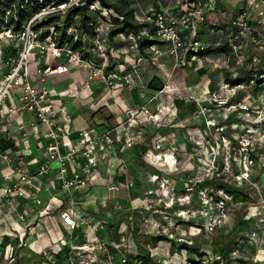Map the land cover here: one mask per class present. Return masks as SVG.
Instances as JSON below:
<instances>
[{
	"label": "rangeland",
	"instance_id": "374dc122",
	"mask_svg": "<svg viewBox=\"0 0 264 264\" xmlns=\"http://www.w3.org/2000/svg\"><path fill=\"white\" fill-rule=\"evenodd\" d=\"M58 16L61 26L65 15ZM111 19L110 13L101 12L91 35L79 30L74 18L66 35L87 55L82 61L69 62L64 55L58 60L78 67L85 75L80 85L97 81L110 93L94 101L74 86L64 102L79 97L75 105L81 112H101L106 103L122 97L116 104L119 115L106 129L91 124L76 131L95 138L94 162L79 156L87 172L80 178L84 182L71 186V200L62 194L63 202L54 212L74 208L78 225L55 240L50 220V231H37L35 222L21 229V212L12 207L0 211V244L9 242L0 247V264H43L45 251L61 236L67 239L70 255L58 262L56 255L48 254L56 264H148L143 260L147 253L151 264H264V105L253 90L256 79L264 84V75L258 74L264 69L262 25L259 33L237 41L235 50L228 44L230 19L222 34L208 24L200 27L194 37L203 45L198 61L189 62L185 48L175 54L162 42L155 43V50L139 49L142 59L137 61L128 36L107 40ZM148 23L142 36L156 39L154 25ZM86 63L102 68L105 79H90ZM227 78L245 81L235 85ZM153 79H158L156 88L149 87ZM65 80L53 76L49 81L58 86ZM212 97L226 98L227 103L211 104ZM242 100L250 105L248 113L235 108ZM214 172L226 182L216 191L201 185ZM173 179L181 187H174ZM232 190L247 197L234 199ZM242 219L248 224L236 228L233 241L228 232ZM220 239L228 257L217 250ZM10 251L16 256L12 262Z\"/></svg>",
	"mask_w": 264,
	"mask_h": 264
},
{
	"label": "built area",
	"instance_id": "2783aa9c",
	"mask_svg": "<svg viewBox=\"0 0 264 264\" xmlns=\"http://www.w3.org/2000/svg\"><path fill=\"white\" fill-rule=\"evenodd\" d=\"M247 1L255 9V15L258 19L256 23L250 20L247 14V6L245 4L241 5L236 14L230 19L229 24L231 30L228 44L232 46L233 50L236 49L237 41L242 39V37L247 34L253 36L254 32L259 33L257 28L263 23L264 7L262 3L264 0ZM181 2V0L176 1V12L151 9L142 18H138V16L136 18L139 21L152 23L154 25V37L163 43H167L171 48V52L177 54L178 49L185 48L186 55H189L188 61H198L201 55L199 51L203 49V45L195 40L194 37L200 28V24L203 23L205 12H213V10L217 9L218 0H193L191 2L192 7L186 11L179 6ZM83 3H85L84 0H50L49 3L41 6L38 11L26 20L18 32H13L10 28H5L0 32V132L5 130V124L10 123L11 117L15 113L26 111L31 116L20 117L16 124L15 131L18 134V141L21 143L29 140L31 138L29 130H36L38 126H41L43 129L42 136L46 142L42 152L43 159L34 172L29 169V162L25 160L23 147L13 152L8 148H3L0 142V163L8 168V174L5 176L4 182L0 184V205L15 198L23 197L32 200L40 189L41 177L48 175L54 166L60 181V191L66 193L69 201L75 192L71 186H74L76 182L84 181L77 177L70 178L67 173V166L80 164L81 157L79 156L81 155L85 156L90 164L94 162L93 154L95 148L91 147L95 138L92 140L90 136H86V133L79 131L78 136H76V144L66 140L70 130L66 124L58 121L53 114L55 103L52 98L59 96V92L54 88L34 83L33 80L35 75L47 77L53 73L66 71L67 65L56 60V58L61 59L62 55L69 62L82 61L83 58L77 49L72 47L64 48L57 45L55 41L56 31L53 27L50 28L49 33L44 38H40L34 24L53 14H65L68 8L82 5ZM89 8L94 11L100 10L102 13L104 11L108 12L113 17L117 16L121 19V16L116 14L113 9L102 7L97 1L90 4ZM9 12L7 11V14ZM144 33L145 31L143 30L139 34L128 35V38L132 41L130 48L138 56L137 61L142 59L139 54L138 39ZM7 46H12V52L6 51ZM149 46L152 50L156 49L155 43H151ZM35 53L41 57L45 54H50L55 61L33 66L34 60L31 55ZM86 64L90 70V79L99 76L105 79L102 68ZM13 92L19 93V104L10 102L3 108L6 100H12ZM216 101L221 104L227 103L226 98L214 97L209 100V103L212 104V102ZM259 101L264 105L262 96L259 97ZM234 105L236 110L240 112L248 113L250 110V105L244 100L237 101ZM69 188H71V191ZM219 202L218 207L223 212V201L220 199ZM19 216L23 218L22 214H19ZM59 216L60 222L67 230L71 231L78 225L74 208L60 210ZM66 241L67 239L61 236L56 241V244L51 245L45 251L44 259L46 260H42V263L56 264L55 258H50L48 254L53 257L66 245ZM8 256L9 262L15 259L12 251L9 252Z\"/></svg>",
	"mask_w": 264,
	"mask_h": 264
},
{
	"label": "crops",
	"instance_id": "0c3cea01",
	"mask_svg": "<svg viewBox=\"0 0 264 264\" xmlns=\"http://www.w3.org/2000/svg\"><path fill=\"white\" fill-rule=\"evenodd\" d=\"M134 5L136 7V16L138 18H142V16L147 13L151 9L155 10H172L176 12L177 6H175V3L177 0H133ZM184 1V0H182ZM245 4L247 6V14L250 20L253 22L257 21V16L255 15V9L251 7L249 2L247 0H218V7L215 11L210 12L206 11L204 14V20L203 23L200 24V27L202 28L206 24L209 25V28L217 29L216 33L221 32L223 33V28H227L226 23L230 19L232 15L235 14L241 7V5ZM263 7H264V1H263ZM180 6V5H179ZM182 7V6H180ZM182 10L186 11L187 9ZM231 14V15H230ZM262 28L264 30V14L262 15ZM219 27V28H218ZM223 30V31H222ZM220 34V35H221ZM218 35V34H217ZM163 43V42H162ZM31 58L34 60L33 66L35 65H41L45 64L51 61L52 55L48 54L47 57H39L36 53L31 55ZM47 58V59H46ZM56 60H61L57 59ZM62 62V61H59ZM53 76H55V80H58L60 78H65L66 80L63 81L61 85H52V83L49 81ZM85 75L81 74L79 72L78 67L73 65H68L67 70L60 73H54L51 76L42 77L40 75H35L33 78L34 83H38L39 85H43L48 88H54L56 91L59 92V96L53 97L52 100L54 101L55 110L53 112L56 119L63 124H66L70 130V133L67 136V140L69 141H75L76 139V131L86 128V126L94 124L97 126V129L102 130L106 129L109 126V121L113 122L119 115V108L116 106L117 102H120V96L116 97L115 103H106V110H102L101 112H93L94 110H87V111H80L78 107H76L75 104L76 101H78L79 97H75V95H72V98H69V101L66 100V93L68 90L74 91V86L77 85L78 91L84 92L87 95L89 94V98L94 99V101H97L102 98V96L107 99V96H109V92H106L101 89L100 84L97 81H86L85 85H80L79 82H82L84 80ZM158 79H154V83L157 84ZM80 87V89H79ZM89 93H88V90ZM58 97V98H57ZM12 100H6V102L3 104V108L8 105L10 102H13L14 104H19V93L13 92L12 94ZM251 101V99L249 98ZM248 100V101H249ZM89 101V100H88ZM104 102H107V100H104ZM116 107H113V105ZM94 109V108H93ZM102 114H106V118H103ZM30 117L31 114L26 111H22L20 113H15L11 117L10 123L5 124V130L0 132V142L1 145H3V148H8L11 151L15 152L18 151L21 147L24 148V157L25 160L29 162V169L33 172L37 170L38 164L42 161V152L43 148L45 146V141L42 136L43 129L41 126H38L36 130L30 129L29 135L32 137L31 140L19 142L18 141V134L15 131L16 130V124L18 119L20 117ZM108 121V122H106ZM95 122V123H94ZM154 160H158L159 157L155 156L153 154L150 155ZM154 168V165L151 166V168ZM157 167V166H156ZM131 168V166H130ZM159 171V170H158ZM67 173L69 174V177H77L82 178L87 175L86 168H84V162L76 165L71 164L67 166ZM8 174V168L0 163V184L4 182L5 176ZM40 181V189L37 192V194L33 197L32 200L28 198H15L8 203H2L0 205V211L2 214L5 213L4 210L12 207L13 211L21 212L23 217V221L25 224L21 225L20 228L23 229L25 225H29L30 223H36L35 229L38 231L42 229L43 231L47 229L50 231V229L56 228V231L51 232L52 237L55 240L58 236L62 235L63 232L68 231L66 227L62 225V222H60V216L58 212H54V208H56L58 205H60L63 200L62 198L66 195V193L61 192L58 188L60 187V181L58 179V173L55 168L51 169L48 175L45 177H41ZM168 178V177H167ZM174 180V187H181L177 181V179ZM93 182V181H92ZM91 183V182H90ZM62 194H65L62 197ZM75 196V195H74ZM76 197V196H75ZM6 206V207H5ZM53 208V209H51ZM7 212V210H6ZM26 212V213H25ZM6 216V214H5ZM35 220V221H34ZM50 220L52 222V226H48L47 222ZM16 230L18 227H14Z\"/></svg>",
	"mask_w": 264,
	"mask_h": 264
},
{
	"label": "trees",
	"instance_id": "16d2710c",
	"mask_svg": "<svg viewBox=\"0 0 264 264\" xmlns=\"http://www.w3.org/2000/svg\"><path fill=\"white\" fill-rule=\"evenodd\" d=\"M50 0H0V32L1 30L5 28H10L13 32H18L22 28V25L28 20L38 9L49 3ZM85 3L82 5H75L66 11L65 18L62 20V25H58L57 20L59 19V16L50 15L45 17L44 19L36 22L34 24L35 29L39 32V37L44 38L50 31V26H53L58 31V36L56 32V39L57 45L60 47H63L65 44L69 43V46L74 49H79V43L77 42H71L70 36L66 35V28L67 26L71 25L74 18H77L78 21V29L85 32H90L92 35V24L96 22V19L101 15V11H94L89 8V5L94 3L95 1L99 2V4L102 7L113 9L116 14L121 16V19H119L117 16H112V25L109 27L107 31V40L110 43H113V39L116 37V35H123L128 36L130 34H139L141 31L146 29L149 25V23H146L144 21H139L136 18V7L134 5L133 0H84ZM193 0H184L181 2L180 6L183 9L191 8V2ZM7 11H10L7 14ZM62 27V28H61ZM149 31H151L149 29ZM139 40V49L142 47H147L151 43L161 42L157 39H154L152 37L147 36H141ZM12 46H7L6 51L12 52ZM81 54V57L84 59V57L87 55V53H82V51H78ZM202 52V51H199ZM260 73V74H259ZM259 77L261 75H264V69L260 70L258 72ZM258 76V75H256ZM227 83L230 84H241L245 81V79L241 78H233V79H226ZM156 84L154 83V79L151 80L149 87L156 88ZM253 90L255 93L260 94L262 96L264 101V84H262V81L259 79H256L253 84ZM206 103V102H205ZM207 104V103H206ZM231 120H228L230 122ZM3 147V145H2ZM251 155L253 153L251 152ZM254 159H256L255 156H252ZM218 172H214V174L209 177L203 179L201 185H203L205 188H211L214 189V191L218 190L219 188H224L226 185L225 181H222V178L220 176H217ZM232 198H238V197H247L245 193L238 190H232ZM61 206V205H60ZM248 222L245 220H239L238 225L235 227V229H232L228 232V237L230 239H234L237 236V232H235L236 228H240L241 226H247ZM237 231V230H236ZM5 240H8V237L5 238ZM220 243L219 252L223 254V257H228L227 253V247L223 243V240H218ZM5 241V244H0V247L5 246L9 242ZM69 251L68 246H64L60 251L57 252L56 259L58 262L60 260L67 257V253ZM15 255V253H14ZM16 257V256H15ZM143 260L145 262H148V264H151V259L148 256V253L143 255ZM232 260V258H231ZM130 264V263H129Z\"/></svg>",
	"mask_w": 264,
	"mask_h": 264
}]
</instances>
